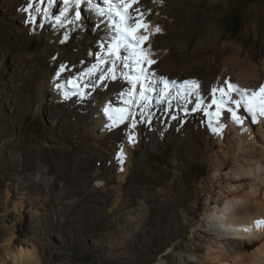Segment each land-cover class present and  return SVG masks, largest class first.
<instances>
[{
  "label": "rangeland",
  "instance_id": "1",
  "mask_svg": "<svg viewBox=\"0 0 264 264\" xmlns=\"http://www.w3.org/2000/svg\"><path fill=\"white\" fill-rule=\"evenodd\" d=\"M28 2L29 0H0V155L4 153L5 159L8 157L16 161H8L2 168L0 167V205L4 202L5 190L11 184L7 178H2L4 169L12 172V177L15 174L21 177L30 174L31 177H35L45 168L49 170L57 166L69 167L70 163L75 161H78L81 166L83 164L82 168H85V162L93 163L98 157L97 152L100 151L99 146L97 149V139L89 138L87 136L88 131L86 133L79 131L76 134L75 128L71 124L75 119L79 121L84 119L87 120L86 125L89 127V132L92 131L93 123H91L90 118L93 115L90 113L91 108H88L87 113L83 116L84 112L74 105V96L70 95V99L68 98L70 103L63 106L60 103H63L64 99L52 91L54 87L46 89V86H42L45 77L44 72L48 64L46 59L51 54L57 53L66 57L70 56L74 47L61 43L59 46L57 36H55L56 41L52 36V29H43V25L48 24L47 21L45 22L43 12L35 13L38 17L35 24L25 23L29 16L23 11V8L27 6ZM229 3L226 9L214 10V21L218 20V28L225 33V40L215 43L207 41L203 44L204 47L203 45L200 47L199 51L202 53L206 51L204 54L208 53L209 55L217 53L219 60L223 61V59L230 58L234 54L235 47L241 46L240 60H243L244 56L249 53V55L254 56L256 63L260 64L264 59V31H262L264 27L259 32L250 29L249 34L245 37H241L240 34L249 23L245 16L246 10L249 6L264 3V0H229ZM196 4L191 0H181L179 5L173 9L179 12L180 18H182L181 22H183L184 18L188 17V13L190 14L192 9L198 6ZM158 7H160L159 4L154 6V9ZM57 10L60 11L58 3L52 7L54 14L59 13ZM208 12L210 13L212 10ZM50 19L52 22L55 21L54 18ZM87 34L89 32L85 30L84 38H87ZM197 35L189 43L187 52L190 56H194L192 48L200 37ZM229 42H233L235 45L231 46ZM84 44H82L81 51H87L89 54L93 43ZM184 52V48L179 49L171 45L169 51L158 56V60L157 58L154 59L158 64L161 59L167 58V64L173 65L177 59L186 58ZM164 54L165 57H162ZM90 57L93 60V56ZM93 63L95 61H92ZM201 68L194 66L193 70H188V73L191 74L192 71V74L200 75L201 79L204 76L203 68L199 70ZM121 81L123 80L107 81V86L110 83L112 85ZM255 84L257 85L255 82L250 83L252 86H256ZM43 88L44 99L41 100L39 92ZM173 96L175 95L173 94ZM154 102L151 103V109L146 108L144 110L145 115L143 117L139 116L138 109H132L138 113L137 121L140 122L136 124V134L141 130L142 137L138 144L135 143L138 142L137 139L133 143L136 147L132 149H135L133 158L137 164L125 184V188L129 190L126 206L133 214L136 213L135 210L141 209L140 217L143 218V221L131 226V224L123 223L122 218H119L122 223H114L113 215L116 211L109 212L113 201L112 196L106 194L110 191V187L114 186V183L100 182L98 184L97 180V183L95 182V178L89 176L90 173H85L84 176L83 172H80L84 169H78V185L77 181L71 180L70 185L67 186L69 188L65 189L62 187L65 186L64 181H60L50 193L33 188L29 190L34 197L31 199L34 200L26 201L28 212L25 213L23 228L20 227L21 229L16 231V237L13 239L14 245L34 244L41 259L40 264H177V261H183L184 258L196 262L199 257H204L206 249L201 240L208 238L207 235L199 228H190L189 222L177 215L196 201L201 206L200 202L204 199L200 187L203 184L201 180L204 181L209 174V162L206 157L210 155V151L204 153L199 143L201 133L200 129L197 128L199 127L197 120L199 116L196 114L192 120L189 119V116L174 117L175 99L171 100L170 105L167 101L160 105H156ZM92 107L100 108L96 105ZM153 109L156 113H153ZM150 115L151 117L154 116L157 127H152L154 129L148 133L145 120H149ZM129 121L120 124L122 129L126 127L123 130L124 133L126 130H130ZM177 128L180 131L177 132ZM254 130L256 131V129ZM76 131L78 130L76 129ZM181 131L182 133H179ZM127 137L128 135L123 138L128 143ZM153 143L157 145L155 149L152 147L154 146ZM217 147L219 148V145H216ZM217 149L215 150L218 151ZM33 161L36 163L35 167L28 170V162ZM172 161L178 163V166H172ZM174 173L184 174V176L179 179L176 178V181L168 187L165 194L161 193V187H167ZM84 178L86 186L82 187ZM11 179L14 186L17 183L15 182L17 178L14 176ZM20 183L22 184V182ZM10 189L13 190L12 187ZM13 193H15L13 194L14 197H17L15 190ZM260 198L263 199V196L261 195ZM164 201L167 206L166 204L163 205ZM96 208L98 209L96 210ZM202 212L201 209L196 211V216L198 217ZM175 217L177 220L180 219L177 227L178 223L176 225L173 223ZM36 218L41 221V230L38 232L35 230ZM197 219L195 218V220ZM124 225H127L126 228ZM110 231L117 232L115 234L119 235L116 237L117 239L129 236L128 238L125 237L124 242L126 244L122 243L124 246L131 245L137 236L138 239H145L146 243H143L144 246L136 251L135 255H128V259L125 261L120 259L118 252V248L122 244L113 242ZM126 233L130 234L126 235ZM229 239L223 238L222 246L224 249L229 248L233 251L238 242L231 246ZM195 250H198L196 256L191 254ZM251 251L250 249L246 252L249 254ZM175 260L176 262H174ZM6 264H11L9 259L6 260Z\"/></svg>",
  "mask_w": 264,
  "mask_h": 264
},
{
  "label": "bare ground",
  "instance_id": "2",
  "mask_svg": "<svg viewBox=\"0 0 264 264\" xmlns=\"http://www.w3.org/2000/svg\"><path fill=\"white\" fill-rule=\"evenodd\" d=\"M180 1L181 0H159L157 2L156 0H140L139 3V7L144 11L145 18L149 22L150 30L154 31L156 26H159L161 29V33H155L150 36L149 44L152 59L169 51V47L171 45L178 47L179 49H185L184 55L186 58H180V60L177 59L173 65L167 64L168 60L167 58H164L161 59L158 64L151 66L152 70L155 71L157 75L165 76L169 80H175L178 83L184 80H196L200 84L201 92L206 101L210 99L211 87L213 85H219L225 79H229L231 82L244 88H256L261 83H264V59L260 64H257L254 56L252 54L249 55L248 53L244 56L245 58L243 60H240L241 46L237 48L235 47L234 50L236 51H234V54L231 55L230 58L223 59V61L219 60V55L217 53L209 55L208 53L204 54L206 51L204 53L199 51L200 47L204 43H207V41L209 43H211L210 41L215 43L220 40H225V33L223 30L221 31L218 28V20L214 21V10L219 8L226 9L227 5L230 4L229 0H191L195 4L197 3L198 6L193 8L190 14L188 13V17L186 19L184 18L183 22H181L182 18H180L179 12L176 9H173V7L176 8V6L179 5ZM44 3L47 5V0H44ZM189 3L191 2L189 1ZM58 4L61 9L63 7L62 0H59ZM157 4H159L160 7L154 9V6ZM82 8L84 26L74 30L70 29L68 26L61 28L56 21L52 22V19L44 18L45 22L47 21L48 24L46 23L47 25H43V29H52V36L54 39L55 36H57L59 46L61 41L64 39V33L68 31L69 39L61 44H68L74 47L71 54L68 52L70 56L66 57L57 53L51 54L47 58L48 60L46 59L48 64L44 72L45 77L42 86H46V89L54 87L52 91L56 92L64 99V102L60 103L63 106L70 103V100L64 98L65 91L71 88V86L67 84L68 79L78 77L86 67L91 66L92 61H95L94 56L92 60L87 51H81L83 48L82 44L85 43L84 45H90L92 42L93 47H91V52H95L98 50L99 40L105 36L102 26L99 32L94 30V25L97 23L96 17L87 10L86 6H82ZM209 10H212V12L209 13ZM245 16L249 23L241 32V37L247 36L250 29L259 32L260 29L264 27V3L249 6L245 12ZM85 30L89 32V34H87V38H84L85 35H83ZM262 31H264V28ZM196 34L200 37L195 43V46L192 48L194 56H190L187 52L188 46ZM42 36L44 35L42 34ZM227 38L229 37L227 36ZM229 43L231 46L235 45L233 42ZM162 57H165V54ZM82 61L83 63H81ZM62 64L66 65L68 70L62 72L60 77H57L56 73ZM194 66L203 68L204 76H202L201 79L199 77L200 75L198 76L192 74V71L191 74L188 73V70L192 69ZM202 68L199 70H202ZM234 68L235 70H233ZM252 82L257 83V85H250ZM57 84L62 85V87L58 89L56 87ZM110 84L107 87L93 90L90 97L85 98L82 102H80L77 96H74V105L78 106V108L84 112L83 116L87 113L88 108H91L90 113L93 115L90 118L92 120L91 123H93L92 131L90 130V132L89 127L86 125L87 120L83 119L82 121H79L75 119V121L71 123L72 127L75 128L76 134L79 133V131H83L85 133L88 131L87 136L89 138L98 140L97 149L99 146L100 151L97 150L98 152L96 155L98 157L96 156L97 159L95 158L96 160L93 161V163L88 164L85 162V168H82L83 164L81 166L78 161L71 162L69 167L57 166L54 169L49 170L45 168L40 171V173L36 174L35 177H31L32 175L30 174L25 177L17 176V174H15L14 176L17 178L15 182L17 183L14 184V186L11 179L14 177H12V172L4 169L5 172L2 174V178H7L8 182L10 181L11 184L9 185L10 187L5 190V199L0 205V264H6L7 259L10 260L11 264H40L41 259L37 254L38 252H36L34 244L30 245L25 243V246H16L13 243V239L16 237V231L23 228L22 226L25 219V213L28 212V204H26V201L34 200L31 199L33 196L29 190L33 188L50 193L56 188V185L60 181H64L65 186L62 187H65V189L69 188L67 186L68 184L70 185L71 180H75V182L77 181L78 185V169H84L83 171H80L83 172L84 176L85 173H90L89 176L91 178H95L94 180L95 182L97 180L98 184L100 182H107L109 184L114 183V186L110 187V191L107 190L108 192H106V194L112 196L113 200L109 212L114 210L116 211L115 215H113L114 223L121 224L122 221H120L119 218H122L123 223L131 224V226H133L134 223L138 224L143 221V218L140 217L142 214L141 209L135 210L136 213L133 214L126 206L128 204L127 195L129 190L128 188H125V184L127 183L128 178H130L132 172L135 170L137 162L133 158L135 149H132L135 146L133 143H127L124 141L123 138L126 135L132 134L135 139L138 140V142H135L138 144L142 137V131L140 130V132L136 134L135 128H129L130 130H126V133H124L123 130H125L124 128L126 127L122 126V129L120 125L111 129L105 127V125L111 124V121L104 115L103 110L105 106L110 104L112 107H122L123 105L119 100V93L122 90H126L128 87L124 81L112 85ZM39 93L41 100H43L44 88ZM173 94L175 95V91H173ZM94 105L99 106L100 108L92 107ZM192 107H194V105L189 103L187 99L181 100L179 97L175 98V108L173 110L174 117L189 116V119L192 120L195 115L198 114L199 117L197 120L199 127L197 128H199L201 132L199 143L204 153L208 150L210 151V155L206 157V160L209 162V174L205 177L204 181L201 180L203 184L200 187V190L204 196V199L200 202L201 206H199L198 201H196L191 206L185 208L182 212L180 211L181 213L177 215L182 216V218L189 222L190 228H199V230L203 231L208 238L201 240L206 249L204 257H199L196 262L187 258H184L183 261L176 262L175 260L174 262L177 264H264V226H261L259 229L254 226L255 221L264 220V120H261L257 124H252L250 118L246 119L243 125V129H246L245 131L242 130L241 126L234 125L231 119L225 115L222 117V123L225 125L223 131L221 133H214L208 127L209 120L208 117L204 115L203 111L198 110L193 112L191 111ZM153 113L156 112L154 111ZM241 114L246 115L242 112V110ZM80 118L82 117L80 116ZM147 120H145L148 127L147 131L148 133H151V129H154L152 127H157L155 124L156 120L154 119V116L149 118L148 121ZM130 123L131 120L128 122V125ZM76 129L78 131H76ZM254 129H256V131ZM173 130L175 129L173 128ZM176 131L178 132L180 129L177 128ZM179 133H182V131ZM153 144L154 146L152 147L155 149L157 145H155V143ZM216 145H219V148L217 147L218 149L216 148ZM121 150L123 151L124 157V162L122 164L119 163L117 159V155ZM3 154L0 155L1 168L8 161H15L13 158L7 157L5 159V155ZM28 163V170H31L36 165L34 161ZM91 166L92 168H90ZM172 166L177 167L178 163L173 162ZM225 170H227V172H225ZM144 176L148 178V176ZM181 176H184V174L174 173L172 180L167 184V187H161V193L165 194L168 187L176 181V178L179 179ZM85 181L86 180L84 178L81 184L82 187L86 186ZM20 182H22V184ZM204 183H206V185H204ZM11 187L15 190L17 197H14L13 194L15 193H13V190L10 189ZM180 190L182 189L180 188ZM69 191L71 192V190ZM261 195L263 196V199L260 198ZM165 201L163 202V205L166 204L167 206ZM97 209L98 208H96V210ZM200 209L203 212L197 217L196 211H199ZM177 215L176 217H178ZM176 217L173 218L175 219L173 221L175 225L180 220H177ZM195 218L198 219L195 220ZM40 223V219L36 218V232L41 230ZM178 225L179 223L176 227ZM126 226L127 225H124L125 228ZM245 228L248 229V231H244L243 229ZM110 233V236H113V242H118V244L125 243V237H129L125 236L122 238L123 240L120 237V240L116 238L119 237V235H115L117 232L114 231L113 233V231H110ZM128 234L126 233V235ZM135 238V240L131 242V245L127 243L129 246H124L123 244L121 247L119 246L120 248H118V252L120 259H124L126 261L128 259V255H135L136 251L144 246L143 243H146L143 238L138 239V236ZM223 238H230L228 241L231 246L235 242H238V245H236L233 251L229 248L224 249L222 246L224 242ZM250 249L252 251L248 254L246 251ZM196 253H198V250L191 252L194 256H196Z\"/></svg>",
  "mask_w": 264,
  "mask_h": 264
},
{
  "label": "snow or ice",
  "instance_id": "3",
  "mask_svg": "<svg viewBox=\"0 0 264 264\" xmlns=\"http://www.w3.org/2000/svg\"><path fill=\"white\" fill-rule=\"evenodd\" d=\"M58 2L59 0H47L45 6L44 0H29L23 8L29 16L26 23L35 24L38 20L35 13L43 12L45 19L54 18L61 28L68 26L74 30L84 26L82 6H86L96 17L94 30L99 32L102 26L105 36L99 40L98 50L89 52L90 56L95 57V63L86 67L78 77L68 79L67 84L71 88L65 91L64 98L77 96L82 102L90 97L93 90L107 87V81L122 79L128 85L126 90L119 93L123 106H105L104 115L111 121V124L105 125L106 128H115L131 120L128 127L134 129L138 113L133 108L138 109L139 115L143 117L144 110L153 101L157 105L167 101L170 105L171 100L177 97L192 103L194 107L191 111H203L209 120L208 127L214 133L223 131L225 125L222 117L225 115L245 131L243 125L246 119L250 118L252 124L264 120V83L256 88H244L225 79L219 85L211 87L210 99L206 101L196 80L178 83L157 75L151 67L157 61L151 57L149 41L150 36L159 33L161 29L156 26L154 31L150 30L145 13L139 7L140 0H63V7L58 14H54L52 7ZM68 39L69 32L66 31L61 43ZM67 70V66L62 64L56 73L57 77ZM56 87L59 89L62 85L57 84ZM241 110L246 115H242ZM128 142H135L134 135H128ZM117 159L121 164L124 162L122 150ZM254 226L259 229L264 226V220L255 221ZM243 230L248 231L246 228Z\"/></svg>",
  "mask_w": 264,
  "mask_h": 264
}]
</instances>
